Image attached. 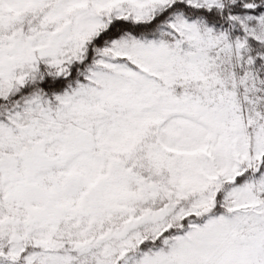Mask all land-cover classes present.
<instances>
[{
    "label": "rangeland",
    "instance_id": "374dc122",
    "mask_svg": "<svg viewBox=\"0 0 264 264\" xmlns=\"http://www.w3.org/2000/svg\"><path fill=\"white\" fill-rule=\"evenodd\" d=\"M167 1L0 0V98L22 86L40 59L58 68L77 57L106 18L147 19ZM209 42L200 24L168 46L121 39L92 62L87 82L31 94L4 112L0 249L16 257L27 246V258L44 264H114L143 233L206 210L214 189L250 164L253 135L238 107L202 81ZM163 179L185 203L138 212ZM261 182L251 175L220 215L134 264H264V215L252 212Z\"/></svg>",
    "mask_w": 264,
    "mask_h": 264
},
{
    "label": "trees",
    "instance_id": "16d2710c",
    "mask_svg": "<svg viewBox=\"0 0 264 264\" xmlns=\"http://www.w3.org/2000/svg\"><path fill=\"white\" fill-rule=\"evenodd\" d=\"M207 2L169 0L144 20L132 16H113L86 43L77 61L64 66L61 72L40 62L26 82L22 98L28 94L29 89L40 96L53 94L78 80L87 81L83 76L90 71L89 66L94 65H91L92 62L98 60L106 48L121 39L168 46L190 24L201 23L209 32L210 42L201 50L202 79L216 86L239 108L245 128L253 133L251 168L246 167L242 174L226 180L217 193L214 191V203L206 210L195 208L184 211L178 218H171L169 227L161 233H144L115 264H134L146 253L159 251L167 246V242L186 234L192 225L220 215L225 199L234 198L233 190L239 189L241 183L249 179L250 173L262 178L258 189L261 198L254 213H264V0ZM78 72H81L80 76H77ZM161 184L160 193L150 198L146 205L140 206V210L148 208L155 213L165 206L185 203V199H175L168 193L169 185L164 179ZM108 221L105 228L110 227ZM28 250L26 246L19 255L13 257L7 254V249H0V264H44L28 259Z\"/></svg>",
    "mask_w": 264,
    "mask_h": 264
},
{
    "label": "water",
    "instance_id": "95a60500",
    "mask_svg": "<svg viewBox=\"0 0 264 264\" xmlns=\"http://www.w3.org/2000/svg\"><path fill=\"white\" fill-rule=\"evenodd\" d=\"M68 156H70V154H68Z\"/></svg>",
    "mask_w": 264,
    "mask_h": 264
}]
</instances>
